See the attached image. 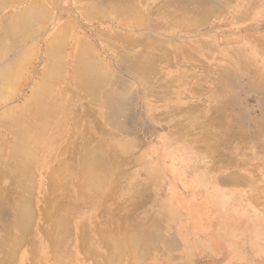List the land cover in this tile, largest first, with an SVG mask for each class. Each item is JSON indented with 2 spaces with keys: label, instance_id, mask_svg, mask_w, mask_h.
Returning <instances> with one entry per match:
<instances>
[{
  "label": "rangeland",
  "instance_id": "obj_1",
  "mask_svg": "<svg viewBox=\"0 0 264 264\" xmlns=\"http://www.w3.org/2000/svg\"><path fill=\"white\" fill-rule=\"evenodd\" d=\"M23 1L21 5L15 2V8L4 9L5 17L37 2L48 14L39 9L41 14L34 28L42 32L50 22L48 28L55 21L57 24L49 32L51 43L30 41L15 57V77L9 83H3L0 69V123L9 121L5 116L7 110L15 107L17 111L24 104L43 77L45 67L52 64L55 68L44 78L53 80L52 90L69 96L71 102L67 133L53 147V156L45 155L43 142L30 146V151L39 156L41 169L31 168L30 179L23 180L30 181L29 191H22L16 177L14 181L10 150L5 148L1 152L0 198L3 197L4 205H0V238L7 234V229L11 241L0 248L7 253L0 256V264H264V123L253 126L254 129L245 123L242 134L229 137V131L236 127L232 118L236 109L229 104L228 126L219 121L223 103L230 97L220 93L223 79L218 69L226 68L232 73L231 92L251 110L250 117L261 116L264 0H211L218 1L223 9L217 8L212 17L208 15L204 20L183 23L184 29L192 31V37L202 38L209 45L217 43L230 51L222 49L217 55L211 48L204 53L196 47L195 58L188 60L181 57L183 50L177 48L176 42L164 43L168 54L163 57L167 56L174 68L161 65L162 84L171 97L158 94L163 91L162 84L149 91L153 98L138 96L132 105L131 124L137 130L133 135H123L108 124L98 101L100 90L93 97L75 86L74 57L85 46L90 60L100 58L103 75L117 82L119 92L122 88L131 95L141 92L136 78L120 65L121 49L109 46H119L107 41L113 33L111 19L97 14L93 19L86 18L79 10L81 5L72 0ZM133 1L138 4V0ZM3 13L0 19L4 18ZM140 23L141 29L148 27L142 17ZM164 24L168 28L174 26L168 20ZM185 34L180 33V37ZM180 37L177 39L184 42ZM49 43L65 47L67 55L45 56ZM4 60L3 56L0 63ZM174 106L189 111L186 114L176 111L178 114L172 117L186 130L192 129L183 133V139L176 137L168 124L159 121L160 113ZM197 106L199 110L193 113L190 109ZM203 124L212 129L210 137L197 129ZM0 138L5 145L11 139L1 127ZM94 146L103 147L108 157L125 165L120 174L110 176L112 183L108 185L114 190L105 199L99 195L98 204L88 175L78 174L80 157ZM50 172L73 177L64 178L57 186L49 181ZM130 176L137 178L140 194L127 192ZM224 177H232L233 183H222L220 179ZM23 201L29 204V220L20 233L15 227L16 208ZM46 213L54 215L53 218ZM58 222H63V229L56 225ZM154 229L163 241L152 245L149 253L129 245V235L140 233L142 238ZM167 242L175 243L174 248Z\"/></svg>",
  "mask_w": 264,
  "mask_h": 264
},
{
  "label": "bare ground",
  "instance_id": "obj_2",
  "mask_svg": "<svg viewBox=\"0 0 264 264\" xmlns=\"http://www.w3.org/2000/svg\"><path fill=\"white\" fill-rule=\"evenodd\" d=\"M72 1H74V4L81 5L79 10L81 11V14L83 13V15L86 16V18L91 17L90 19H93L97 15H102L111 19L110 21L113 33L110 34L107 41L117 42L119 43V46H117L118 44H109V46L113 50L121 49L119 53V62L122 69L127 72L128 75L136 78L135 82H138L142 87L141 92L139 91L138 93H133L132 95L125 88H122V92H119V90L115 87L118 85L117 82H113L111 79L108 80V78H106L107 74L103 75L102 69L104 67L102 66L100 58L90 60L88 58L90 53L89 49L86 50L85 46L80 50L82 53H80V51L78 53L76 51L74 52V54L77 53L74 57L75 64L73 69V71L77 74L75 86H77L84 94H89L93 97L95 95L97 97L100 90V99H98V101L105 110L106 120L108 124L118 129L122 132V134H136L137 130L134 128L135 126L133 127L131 124L133 123L132 121H134L132 105H134L137 101L138 96L143 98H153L151 97L152 95H150L149 91L154 89L155 85H161L164 80L161 76V65H167V69L174 68L172 61H170L167 56L163 57L164 54H168L164 49V43L176 42L177 48L179 47V49L183 50V52L181 51L182 54H180L182 55L181 57H186L188 60L195 58L193 51L196 47L203 50L204 53L211 48L217 55L220 51L222 52V49H224V51H230L229 48H221V45L217 43H210L214 45H209V42L204 41L202 38L199 39L197 37H192V31L190 29H184L183 25L185 21L192 22L197 19L204 20L208 15L210 16L213 14V11L217 8L223 9V5L220 7L218 6V1H212V3L211 0H158L156 3H153L152 0H138V4L133 0ZM15 2H17V5L24 3L23 0H0V14H2L6 8H15ZM81 3H83V5ZM39 9H41L40 11L44 15L48 14V10L45 7H40L37 2H33L29 6H26L24 10L17 12L16 15L13 13L12 15L5 17V13H3L4 18L0 19V58L3 56L5 57L3 63H0V69H2V75H0L3 76V83L7 84L11 78L15 77V57L20 54L25 45H28L30 41L34 40H47V42L51 41L49 32L51 31L53 25L57 24V22L55 21L52 23L51 28H48L51 24L50 22L42 32L37 31L34 28V23L39 21L41 14ZM141 17L144 18V21L148 26L147 28H140L142 25V23H140ZM164 20L170 21L174 26L172 28H168L164 24ZM129 22H133V25L126 24ZM182 32L186 34L183 37H180V33ZM178 36L180 39L184 40V42L178 40ZM21 41L25 44L20 43ZM8 43H10V45ZM50 43L45 48V56L50 57L54 54L53 58H56L58 55H67L65 47L63 49V46L61 47L58 44L54 45V43ZM195 44H198V46H195ZM138 48L142 50L138 51ZM177 55H179V53ZM196 59L198 61L200 60L199 57H196ZM51 68H55V65L52 64L51 66L45 67L43 77L37 82L36 87L32 90L29 97L25 99L24 104L17 109V111H15V107L7 110L5 116L9 118V121L6 123H0V127L11 137L10 142L7 143V145L3 144L0 138V158L3 149L8 148L11 152L13 160V167L11 166L12 176L14 177V181L15 177L18 179V185L20 188L22 187V191H29L30 189V181L28 180V182H23V180H26L27 178L30 179L32 171L31 168L39 167L41 169V162L37 158L39 156L30 151V146L33 143L38 145L37 143L43 142V151L45 152V155L52 157L53 147L58 145L67 133V111L70 107L71 99L69 96H65V94L63 95L52 90L54 87V81L44 78V76L47 77L50 73H52L50 71ZM218 69L222 72L220 78L223 79L222 84L220 85V93H223L224 97H226V95L230 97L229 101H224L223 103L221 113L219 112V121H221L223 125L228 126V106L230 103L234 104L236 113L232 116V118L234 120V126L236 127L229 131V137L233 139L236 138L237 135L243 133L242 126L245 123H247L250 129H254L253 126H258L262 122L264 123V109L261 111V116H259L260 118L258 117L252 119L249 115L251 110L246 105L240 103L238 97L235 96V92H231V80H233L231 79L232 73H229L226 68ZM227 82L229 84H226ZM6 84L4 86H6ZM123 85L126 86V82ZM163 86L164 85L162 84L161 88L163 91L160 90L158 94H163L167 98L169 96L171 97V93L166 90V86ZM13 102L14 101H12V103ZM164 106L166 107V105ZM190 110L194 113L198 111L199 108L197 106ZM176 111L184 114L189 112L176 109L175 106L170 107L169 109L163 111V113H160L161 115L159 121L166 123V125L168 124V126L171 127V130L174 131L173 134L179 139H183V133L186 131L191 132L192 129L188 128L189 130H186V127L182 123L174 120V118L172 120V117H175L176 114H178ZM88 113H91V111ZM151 120L153 122L156 121V119L154 120L152 118ZM197 129L206 132L207 137H210L213 134L212 129L208 128L205 124L200 125V128L198 127ZM74 132L76 131L74 130ZM247 134L248 133L241 136L245 137ZM214 143L215 141L213 144ZM226 143H228V140ZM106 153L107 152L103 147L94 146L91 147L85 155L83 153L80 157L81 165L79 167L78 174L86 173L88 175L90 185H93L95 188L96 197H94V200L97 204L100 202H98L99 195L105 199V197H107L111 191L114 190L111 185H108L112 183L110 181V176L113 174L117 175V173L122 170V167L125 166L123 162L113 160V158L108 157L109 155H106ZM71 177L73 176L64 173H57L56 176L51 172L48 173V179L53 185L61 183L64 178L68 179ZM128 180L130 189L126 186L127 192L129 193L131 191V193L140 194L139 192L141 191V188L138 187L139 182L137 178L135 176L131 178L130 176ZM220 181L225 184L233 183L232 177H224L220 179ZM89 183H87V185ZM133 184H135V188L132 187ZM103 188H106L105 192L102 191ZM0 205H4L3 197L0 198ZM141 205L139 206L141 207ZM16 209L17 221L15 223V227L19 229L20 233H22V231L26 229L25 225L29 220V217L27 218L29 215V204H27L26 201H23L17 205ZM46 214L49 218H53L54 216H51V214L49 215L48 213ZM25 220H27L26 223ZM63 222H58L56 225L59 227L61 226V229H63ZM12 226L14 225H9V228ZM6 233L7 234L0 238V248H4V244H8L9 241H11L9 238L10 231L6 229ZM100 234H103L104 236L105 232L101 231ZM129 237V245L140 247L144 254L149 253L152 245L154 246L160 241H163L161 235H159L155 229L154 232H146L142 238L140 233L138 236L134 233L133 236L129 235ZM131 237L136 238H133L131 241ZM168 244L173 248L175 246V243ZM3 251V249L0 250V256L7 254Z\"/></svg>",
  "mask_w": 264,
  "mask_h": 264
}]
</instances>
